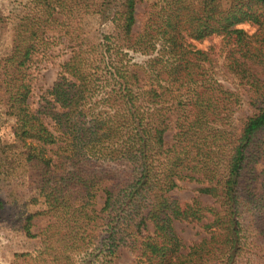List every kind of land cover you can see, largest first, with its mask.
<instances>
[{"label": "trees", "instance_id": "trees-1", "mask_svg": "<svg viewBox=\"0 0 264 264\" xmlns=\"http://www.w3.org/2000/svg\"><path fill=\"white\" fill-rule=\"evenodd\" d=\"M142 1L20 3L0 104L24 151L37 207L24 229L39 244L0 264H116L123 248L135 264H264V0H156L134 33ZM96 17L107 31L86 28ZM210 38L238 89L196 47ZM58 46L69 58L34 109L32 67ZM242 93L252 113L238 119ZM186 181L214 204L172 195ZM176 221L203 222L205 236L187 247Z\"/></svg>", "mask_w": 264, "mask_h": 264}, {"label": "rangeland", "instance_id": "rangeland-1", "mask_svg": "<svg viewBox=\"0 0 264 264\" xmlns=\"http://www.w3.org/2000/svg\"><path fill=\"white\" fill-rule=\"evenodd\" d=\"M23 0H0V59L8 55L13 45V29L17 22V16L22 11ZM156 0H143L136 6V22L133 27L134 33H139L145 21L146 13L153 2ZM227 3L229 0H223ZM249 31L254 28L249 25H242ZM86 28L90 31H107L108 27H102L100 20L90 18L86 22ZM197 48L210 50L212 57V73L215 78L226 88L236 90L239 82L231 75L225 65L223 56L220 54V38H210L201 42H195ZM52 53V56L45 60H40L32 67L33 81L32 93L29 98L30 105L37 109L42 104L47 92L51 89L57 80L60 66L68 60L69 51L63 46H58ZM135 60L141 62L143 56H134ZM0 104V232L3 240L0 241V257L8 262L11 261L17 252H26L34 249L38 244V238L27 236L24 225L25 217L32 210L37 208L31 202V191L28 184V167L24 158V151L19 144L15 134V119L7 114L5 107ZM252 113L247 97L242 93L240 108L235 112L236 118H244ZM174 129L170 128L165 134V140L169 144L173 140ZM198 184L195 182H180L179 187L173 190L172 195L178 197L182 202L199 199L203 204L212 205L214 199L200 193L197 190ZM103 204V198L97 199L96 207L99 209ZM203 222L176 221L174 223L177 234L182 238L188 247L198 242L205 236L202 227ZM32 227L36 231V227ZM138 254L128 248L120 250L116 264H135Z\"/></svg>", "mask_w": 264, "mask_h": 264}]
</instances>
